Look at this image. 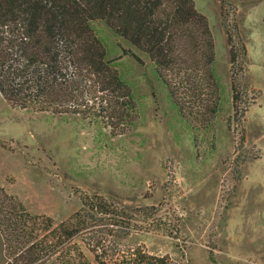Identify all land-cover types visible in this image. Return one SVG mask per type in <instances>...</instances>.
Returning <instances> with one entry per match:
<instances>
[{
	"label": "rangeland",
	"instance_id": "obj_1",
	"mask_svg": "<svg viewBox=\"0 0 264 264\" xmlns=\"http://www.w3.org/2000/svg\"><path fill=\"white\" fill-rule=\"evenodd\" d=\"M195 2L210 22L222 89V110L210 129L187 126L150 58L96 21V34L138 102L135 125L112 136L101 122L16 107L0 95V185L33 214L56 222L80 209L83 193L128 210L156 206L158 213L142 221L148 228L124 244L190 264H264V0L226 5L229 22L236 10L247 47L237 84L245 98L256 97L242 121L233 120L220 1Z\"/></svg>",
	"mask_w": 264,
	"mask_h": 264
},
{
	"label": "trees",
	"instance_id": "obj_2",
	"mask_svg": "<svg viewBox=\"0 0 264 264\" xmlns=\"http://www.w3.org/2000/svg\"><path fill=\"white\" fill-rule=\"evenodd\" d=\"M219 1L230 46L233 120L242 121L256 98H245L237 84L247 47L236 10L228 21L230 0ZM96 21L150 58L187 126L212 127L222 110L216 44L195 0H0V95L16 107L77 116L101 122L112 136L127 134L138 102L96 34ZM123 53L142 62L133 49ZM81 199L80 209L56 222L33 214L0 185V264H190L123 243L148 228L142 221L158 213L156 206L128 210L100 194Z\"/></svg>",
	"mask_w": 264,
	"mask_h": 264
}]
</instances>
